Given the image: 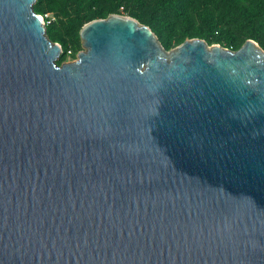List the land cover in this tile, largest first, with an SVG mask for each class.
I'll return each instance as SVG.
<instances>
[{
	"label": "water",
	"instance_id": "95a60500",
	"mask_svg": "<svg viewBox=\"0 0 264 264\" xmlns=\"http://www.w3.org/2000/svg\"><path fill=\"white\" fill-rule=\"evenodd\" d=\"M0 0V264H264V52L120 15L58 67Z\"/></svg>",
	"mask_w": 264,
	"mask_h": 264
},
{
	"label": "rangeland",
	"instance_id": "374dc122",
	"mask_svg": "<svg viewBox=\"0 0 264 264\" xmlns=\"http://www.w3.org/2000/svg\"><path fill=\"white\" fill-rule=\"evenodd\" d=\"M156 0H154L155 2ZM216 3L222 0H215ZM135 2V1H134ZM108 0H35L33 11L42 19L45 29V36L53 44H58L61 47L62 54L57 58L56 65H61L75 62L77 56L86 51L80 37L81 28L88 22L99 19H106L110 15H120L136 20L139 24L145 25L138 18L131 16V12L138 15L144 13L152 20L161 30L160 40L167 43L168 47L162 46L156 34L147 26L156 36L158 42L164 49L163 54L169 58L170 55L185 41L201 40L208 48L212 46H220L226 49L230 43L236 46L237 50L241 48L246 41H251L259 50L264 52V0H224L220 5V11L237 18L227 27L231 30L233 43L224 33L227 28L219 29V34L211 31L210 27L202 24L195 17L193 8L188 9L189 17L175 20L172 14L166 18L172 20L171 26H166L164 14L158 12L152 14L148 6H153V0H148V3L141 5L140 3L126 2L119 9L117 14H110L106 18L95 17L94 13L100 9L108 7ZM85 16H94L91 20L81 25V19ZM172 18V19H171ZM172 29V30H170ZM218 29V28H217ZM186 31L192 35H185L183 42L179 41L181 34ZM182 42V43H181ZM67 48V52L64 50Z\"/></svg>",
	"mask_w": 264,
	"mask_h": 264
},
{
	"label": "trees",
	"instance_id": "16d2710c",
	"mask_svg": "<svg viewBox=\"0 0 264 264\" xmlns=\"http://www.w3.org/2000/svg\"><path fill=\"white\" fill-rule=\"evenodd\" d=\"M109 4L108 7H105L104 9H100L97 12L94 13L95 17L100 18H106L110 14H117L119 12V9L123 6V4H126V2H137L141 5H145L148 3V0H108ZM135 1V2H134ZM224 0H222L223 2ZM215 0H156L154 2L153 0V6H148L151 9L152 14H156L158 12H161L164 14V21L167 24L166 26H171L172 20L166 18L168 15L165 14H172L175 18V20L180 18L186 19L189 17V13H187L188 9L193 8V11L195 13V17L199 20L202 24H205L210 27V30L215 31L217 34L221 33L219 32V29L222 30V27L227 28L226 32L224 33L226 36L229 37V40L233 43V39L231 36V30L227 27V25L231 22H234L237 18H235L232 15H228L226 13H222L220 11L221 9V3H216ZM131 16L135 18H140L139 20L143 22L145 25L149 26L151 30L156 34L158 37V40L161 42L162 46L165 48L168 47L167 43H164L160 40L161 30L159 27L155 26L156 24L150 20V18L147 16L146 13L143 15L135 14L134 12L130 13ZM94 16H85L81 19V25L86 23L88 20H91L92 18H95ZM218 28V29H217ZM172 30V29H170ZM230 30V31H229ZM223 31V30H222ZM185 35H192L190 32L186 31L185 33L181 34L179 41L184 40ZM181 42V43H182ZM237 47L230 43L229 46H226V49L236 51ZM64 50L67 52V48L64 47Z\"/></svg>",
	"mask_w": 264,
	"mask_h": 264
},
{
	"label": "bare ground",
	"instance_id": "6f19581e",
	"mask_svg": "<svg viewBox=\"0 0 264 264\" xmlns=\"http://www.w3.org/2000/svg\"><path fill=\"white\" fill-rule=\"evenodd\" d=\"M42 20V19H41Z\"/></svg>",
	"mask_w": 264,
	"mask_h": 264
},
{
	"label": "built area",
	"instance_id": "2783aa9c",
	"mask_svg": "<svg viewBox=\"0 0 264 264\" xmlns=\"http://www.w3.org/2000/svg\"><path fill=\"white\" fill-rule=\"evenodd\" d=\"M229 50V49H228Z\"/></svg>",
	"mask_w": 264,
	"mask_h": 264
}]
</instances>
